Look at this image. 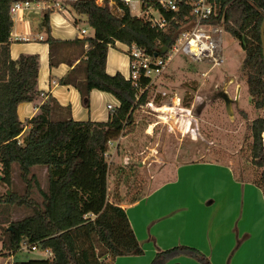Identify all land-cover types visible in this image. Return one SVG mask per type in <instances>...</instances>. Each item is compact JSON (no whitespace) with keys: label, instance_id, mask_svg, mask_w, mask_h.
Returning <instances> with one entry per match:
<instances>
[{"label":"trees","instance_id":"1","mask_svg":"<svg viewBox=\"0 0 264 264\" xmlns=\"http://www.w3.org/2000/svg\"><path fill=\"white\" fill-rule=\"evenodd\" d=\"M20 0H0V174L1 182L12 184L13 169L17 165L19 176L25 183V192L0 194V208L13 205L32 210V214L10 221L4 228L6 239L2 255H13L14 264H114L120 256L144 254L122 204H134L144 195L135 190L134 182L121 176L130 163L115 165V184L109 187L112 164L109 161V144L130 132L135 125V112L147 101L150 79L141 77L138 83L127 80L117 72L106 70L109 47L117 42L136 44L152 58L163 47L171 48L187 20L186 6L178 13L160 8L168 21L165 29L153 26L141 17L131 15L128 6L119 3L122 13L108 6H98L92 0H65L64 6L75 14L86 16L93 35L84 39L63 41L51 35L50 14H43L42 25L50 46V65L59 64L54 49L60 45L87 43L79 62L60 80L73 85L89 107L93 89L111 93L118 106L110 111L108 120H74L55 117L61 108L51 97L38 105V111L26 122L18 116L22 102H38L40 59L37 54L10 56L13 19L11 6ZM217 14L208 23L223 26L239 42L245 53L242 70L246 74L248 93L256 109H264V54L261 27L264 20V0H215ZM155 4V3H154ZM157 7L158 5L155 4ZM73 65V62H70ZM29 126L22 140L20 136ZM252 142L248 159L256 168L250 176L264 194V116L254 118L248 126ZM119 149V144L117 145ZM43 166L48 186L40 184L38 171ZM238 177V176H237ZM240 179V177H238ZM38 192V200L35 192ZM130 199L127 200V196ZM50 251V255L30 258L35 250ZM187 256L201 264H211L199 249L176 245L157 250L150 264H166L169 260Z\"/></svg>","mask_w":264,"mask_h":264},{"label":"crops","instance_id":"2","mask_svg":"<svg viewBox=\"0 0 264 264\" xmlns=\"http://www.w3.org/2000/svg\"><path fill=\"white\" fill-rule=\"evenodd\" d=\"M35 3L31 10L19 13L11 33L12 59L21 54H37L40 59L38 89L42 98L38 102L20 103V120L31 119L38 105L51 97L61 107L56 109L55 117L108 120V105L119 103L114 95L93 89L87 107L77 88L60 83L79 62L87 43L58 46L54 54L60 62L50 65V46L45 41L47 33L42 25L44 11L51 10V35L63 41L93 35L86 16L64 6L65 0H36ZM82 29L86 30L85 35L81 34ZM106 70L112 75L128 74L129 57L123 43L109 47ZM122 206L137 238L144 244L145 254L120 256L114 264H150L157 250L180 244L199 249L211 264H234L240 259L259 260L258 264H264L263 191L250 179H239L228 164L201 159L183 162L176 167L172 179L153 188L136 203ZM174 222L182 223V228L175 229ZM186 263L201 264L187 256L173 258L166 264Z\"/></svg>","mask_w":264,"mask_h":264},{"label":"rangeland","instance_id":"3","mask_svg":"<svg viewBox=\"0 0 264 264\" xmlns=\"http://www.w3.org/2000/svg\"><path fill=\"white\" fill-rule=\"evenodd\" d=\"M132 12L136 14L138 10ZM222 46L226 59L224 65L212 68L207 75L204 72L211 64L194 63L182 54L175 56L163 73L154 79L146 103L135 112L136 122L131 131L109 144L111 164L121 165L133 160L138 166L127 167L121 175L128 178L126 185L134 182L136 186L130 196L137 188L140 194L146 195L172 179L178 165L197 159L228 164L241 180H252L250 175L256 168L248 159L252 142L248 126L254 118L264 116V109H256L252 104L246 74L242 70L245 53L239 42L225 34ZM226 98L233 102L231 117L226 111ZM27 132H23L20 140ZM113 164L109 175L111 189L116 177ZM41 169L43 166L33 167L34 172L38 171L40 184L48 186L47 175ZM25 187L15 165L12 184L7 186L0 181V194H8V191L23 194ZM34 194L41 199L37 191ZM30 214L31 209L16 205L0 208V254L5 250L3 242L7 238L4 228L10 221ZM174 223L175 229L182 228V223ZM42 255L41 250L29 253L30 258ZM258 263L259 260L247 259L234 262Z\"/></svg>","mask_w":264,"mask_h":264},{"label":"built area","instance_id":"4","mask_svg":"<svg viewBox=\"0 0 264 264\" xmlns=\"http://www.w3.org/2000/svg\"><path fill=\"white\" fill-rule=\"evenodd\" d=\"M74 2L78 0H66ZM98 6H108L117 13H122L119 3L128 6L131 15L141 17L147 20L153 26L165 29L167 20L162 15L160 8L166 11L178 13L183 6H186L187 20L183 23L177 39L171 48L164 53L165 57L157 56L152 58L145 54L144 50L136 44L125 45L126 53L129 57V71L125 76L127 80L138 83L141 77L150 79L147 89L149 90L154 84V79L161 75L167 64L177 55H184L194 63L211 64L207 75L212 68H220L225 63L223 51V41L225 34H228L223 26L208 23L211 16L217 14L215 0H92ZM36 0H20L12 4L10 12L13 22L18 20V15L22 11L32 9ZM158 6L156 7L155 4ZM59 5V3H56ZM160 7V8H159ZM134 14L132 11H137ZM81 34L85 35L86 30L82 29ZM175 104V102H174ZM116 106L108 105L111 111ZM189 113L191 110L189 109ZM113 143V142H110ZM130 162V160L128 161ZM37 250V246L32 247ZM45 255H50V251L44 250ZM0 264H14L13 255L0 254Z\"/></svg>","mask_w":264,"mask_h":264},{"label":"water","instance_id":"5","mask_svg":"<svg viewBox=\"0 0 264 264\" xmlns=\"http://www.w3.org/2000/svg\"><path fill=\"white\" fill-rule=\"evenodd\" d=\"M261 36H262V43H263V54H264V20H263V23H262V27H261ZM167 51V47H163L161 50H160V54H164L165 52ZM158 56V55H156ZM232 100L230 99H225V106H226V111L228 113V115L231 117L232 116ZM2 180V175L0 174V181ZM8 194H10V191H8Z\"/></svg>","mask_w":264,"mask_h":264},{"label":"bare ground","instance_id":"6","mask_svg":"<svg viewBox=\"0 0 264 264\" xmlns=\"http://www.w3.org/2000/svg\"><path fill=\"white\" fill-rule=\"evenodd\" d=\"M175 104H177V103H175ZM166 110H167V109L164 110L165 113H166Z\"/></svg>","mask_w":264,"mask_h":264}]
</instances>
